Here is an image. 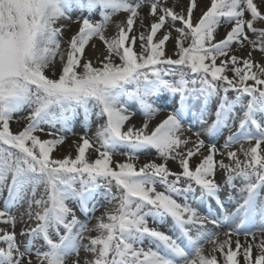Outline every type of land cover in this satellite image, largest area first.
Returning <instances> with one entry per match:
<instances>
[{"label": "snow or ice", "instance_id": "obj_1", "mask_svg": "<svg viewBox=\"0 0 264 264\" xmlns=\"http://www.w3.org/2000/svg\"><path fill=\"white\" fill-rule=\"evenodd\" d=\"M262 146L264 0H0V264H264Z\"/></svg>", "mask_w": 264, "mask_h": 264}, {"label": "rangeland", "instance_id": "obj_2", "mask_svg": "<svg viewBox=\"0 0 264 264\" xmlns=\"http://www.w3.org/2000/svg\"><path fill=\"white\" fill-rule=\"evenodd\" d=\"M186 2V1H185ZM169 3H172V0H169ZM201 7H203V6H201ZM145 12L147 11L146 9L144 10ZM198 14V13H197ZM126 16H127V14L126 13H120V14H118L117 16H115V17H113V21L114 22H116V21H120L119 20V18H122V17H124L122 20H124L125 18H126ZM95 19H100V17H99V15H96L95 17H94ZM148 22H145V24H147ZM111 26L114 28L113 30H111V31H109L110 29H111ZM77 25H73L72 26V29H71V32L70 33H67V35H71L72 33H74L76 30H77ZM109 30H108V35H112V34H114V32H115V27H114V24H112V25H109ZM221 31H223V30H221ZM96 43L97 44H99V47H101V48H103V44H102V42H100V41H96ZM90 48V47H89ZM89 49H87L86 51H88ZM138 50V49H137ZM57 71L59 72V65L57 66ZM230 75H231V73H229ZM22 115V114H21ZM162 118V116L161 117H158L157 119H161ZM81 120H82V117L80 118ZM140 120H141V117L139 116V115H137L136 117H134V123H136L137 124V126H139V124H140ZM24 123H25V121H21L20 122V124L18 125L17 123H15V122H13L12 124H11V128H12V130L13 131H19L23 126H24ZM95 129H94V127H93V131H94ZM75 131L79 134V133H81V131H82V125L81 124H79V123H77V125H76V127H75ZM225 135H227V133H225ZM49 137H47V136H42V139H48ZM74 139H76V137H74V136H69L68 137V139H67V141L65 142V145H63V146H61L59 149H58V151L56 152V153H54V155H57V156H63V155H66L67 153H68V151H69V145H71L72 144V142H73V140ZM221 143H223V141H222V139H221V141H220ZM248 145L247 144H245V147H247ZM236 147H239V146H236ZM153 155H155V153L153 152ZM152 157H150V156H141V159H140V162L139 163H143V162H145L147 159H151ZM116 159H118V160H122V159H124L122 156H117L116 157ZM227 162V161H226ZM170 167H172L173 168V170H178L177 168H176V165L174 164V163H172V162H170ZM217 179L219 180V179H222V180H220L221 182L223 181V174H220V175H218V177H217ZM5 195H6V193H5ZM226 195V191H225V193H222V196H225ZM0 206H2V201H0ZM201 210H204V209H201ZM102 211H104V209H101L100 210V212H102ZM100 212H97L96 213V215L98 216V215H100ZM77 215L78 216H80V218L81 219H84V217H83V215L78 211L77 212ZM93 222H95L94 220H93ZM17 232H19L20 231V226L18 225L17 226ZM161 230H163V231H165V232H168L169 231V226L166 224V225H163V226H161ZM241 237H243V235H241ZM22 239V238H21Z\"/></svg>", "mask_w": 264, "mask_h": 264}, {"label": "bare ground", "instance_id": "obj_3", "mask_svg": "<svg viewBox=\"0 0 264 264\" xmlns=\"http://www.w3.org/2000/svg\"><path fill=\"white\" fill-rule=\"evenodd\" d=\"M186 1V0H185ZM201 6H203V4H201ZM124 17H122V18H119V20H122ZM145 22H148L147 20H145ZM114 28L111 26V29L109 30V31H111V30H113ZM97 44V43H96ZM97 47L98 48H101V47H99V44H97ZM102 49V48H101ZM87 54H88V56L89 57H92L93 59L95 58V53L91 50V47L89 48V50L87 51ZM238 54H242V53H238ZM254 55L255 56H259V54L258 53H254ZM222 141H223V139H222ZM262 147H264V146H262ZM219 180H222V179H219ZM203 211V210H202ZM93 223H95V222H93ZM95 233H93V235H94ZM222 238V237H221ZM240 238V240H241V242L243 243L244 242V236L243 237H239ZM259 238V237H258ZM233 239H235V237L233 238ZM249 239H251L250 237H249ZM234 246V245H233ZM211 248V245H206V251L207 250H209Z\"/></svg>", "mask_w": 264, "mask_h": 264}]
</instances>
